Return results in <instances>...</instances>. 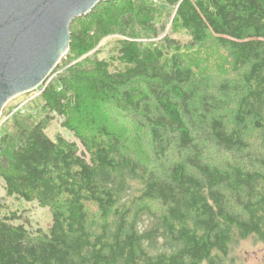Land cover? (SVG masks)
I'll return each instance as SVG.
<instances>
[{
	"label": "trees",
	"instance_id": "16d2710c",
	"mask_svg": "<svg viewBox=\"0 0 264 264\" xmlns=\"http://www.w3.org/2000/svg\"><path fill=\"white\" fill-rule=\"evenodd\" d=\"M53 75L45 117L0 135L6 197L52 223L0 195V264H253L237 249L264 242V0H102ZM57 116L74 140L49 135Z\"/></svg>",
	"mask_w": 264,
	"mask_h": 264
},
{
	"label": "water",
	"instance_id": "95a60500",
	"mask_svg": "<svg viewBox=\"0 0 264 264\" xmlns=\"http://www.w3.org/2000/svg\"><path fill=\"white\" fill-rule=\"evenodd\" d=\"M101 1L0 0V116L51 78L70 47L72 22Z\"/></svg>",
	"mask_w": 264,
	"mask_h": 264
},
{
	"label": "rangeland",
	"instance_id": "374dc122",
	"mask_svg": "<svg viewBox=\"0 0 264 264\" xmlns=\"http://www.w3.org/2000/svg\"><path fill=\"white\" fill-rule=\"evenodd\" d=\"M51 80L52 79L49 78L46 82H44L42 85V91L35 89L34 91L14 98L8 103L0 116V135L5 131V128L12 130L11 132L15 131L12 125V120L10 122L7 121L10 117L12 118L19 112H21L22 115L33 114V118L31 120L33 124L40 122L45 117L46 113L42 108H40V96ZM47 131L52 137H55L56 134L60 133L68 139H75L73 132L61 125L59 116L50 120ZM0 195L3 197L2 201L6 202L12 210L18 211L20 215V219L18 221L24 222L29 228L40 227L47 229L52 223V213L48 207H42L36 201H25L14 197H6L4 183L1 178ZM237 253H239L243 260L248 263L264 264V242L256 241L252 236L241 242L237 249Z\"/></svg>",
	"mask_w": 264,
	"mask_h": 264
},
{
	"label": "built area",
	"instance_id": "2783aa9c",
	"mask_svg": "<svg viewBox=\"0 0 264 264\" xmlns=\"http://www.w3.org/2000/svg\"><path fill=\"white\" fill-rule=\"evenodd\" d=\"M54 76V75H53ZM53 76L50 78V79H52L53 78ZM43 85V84H42ZM42 85H40L37 89H39V91H42L43 90V87H42Z\"/></svg>",
	"mask_w": 264,
	"mask_h": 264
},
{
	"label": "bare ground",
	"instance_id": "6f19581e",
	"mask_svg": "<svg viewBox=\"0 0 264 264\" xmlns=\"http://www.w3.org/2000/svg\"><path fill=\"white\" fill-rule=\"evenodd\" d=\"M141 38V37H140ZM146 40V39H145ZM149 41V40H148ZM141 42V41H140Z\"/></svg>",
	"mask_w": 264,
	"mask_h": 264
}]
</instances>
